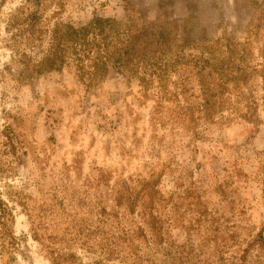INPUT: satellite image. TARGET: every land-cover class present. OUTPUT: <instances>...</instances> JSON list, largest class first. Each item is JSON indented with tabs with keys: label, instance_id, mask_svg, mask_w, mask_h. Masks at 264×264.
Returning <instances> with one entry per match:
<instances>
[{
	"label": "rangeland",
	"instance_id": "1",
	"mask_svg": "<svg viewBox=\"0 0 264 264\" xmlns=\"http://www.w3.org/2000/svg\"><path fill=\"white\" fill-rule=\"evenodd\" d=\"M256 1L47 0L42 16L49 28L79 25L95 15L121 18L128 6L144 20L174 22L191 39H242ZM23 2L0 0V198L13 215L0 264H55L52 250L77 256L62 264H264L261 79L245 90L255 102L251 120L228 110L196 124L165 109L154 120L153 100L115 70L90 90L72 66L24 81L21 53L39 59L48 38L33 44L14 35L9 18ZM9 131L15 151L5 145ZM153 172L162 173L164 196L192 183L208 210L199 222L189 223L190 212L184 225L164 220L158 244L139 208L123 211L111 196L117 181ZM131 233L132 247L123 242ZM109 246L122 253L105 254Z\"/></svg>",
	"mask_w": 264,
	"mask_h": 264
},
{
	"label": "trees",
	"instance_id": "2",
	"mask_svg": "<svg viewBox=\"0 0 264 264\" xmlns=\"http://www.w3.org/2000/svg\"><path fill=\"white\" fill-rule=\"evenodd\" d=\"M46 7L47 0H24L9 18V27L18 33L15 36L22 35L33 44L44 35L48 38V46L39 59L21 53L24 65L21 80L31 81L72 66L81 83L90 90L115 70L135 81L143 98L153 100L154 120L160 119L159 113L164 109L172 119L180 121L186 117L192 124L198 120L213 122L228 110L234 116L252 119L255 102H247L249 95L245 90L255 77L261 79L264 90V0L254 2V13L242 39L226 35L191 39L181 34L174 22L144 20L128 6L121 18L95 15L79 25L58 20L49 28L42 16ZM262 99L264 109V94ZM7 136L5 145L15 151L18 139L11 131ZM161 174L153 172L147 178L129 182L119 180L111 190L115 207H123L128 213L139 208V216L149 228L147 237L154 244L162 239L164 220L184 225L186 212L191 213L189 223L201 221L208 212L192 183L180 194L170 192L164 196L158 188ZM261 181L264 186V173ZM12 221L11 208L0 198L3 249H6L4 240L13 239L9 225ZM139 229L142 234V227ZM133 236L131 233L123 242L132 247ZM258 237L256 241L263 243L262 235ZM100 245L103 249V244ZM50 253L55 264L73 263L77 258L73 252ZM113 253L122 252L114 246L107 247L105 254Z\"/></svg>",
	"mask_w": 264,
	"mask_h": 264
}]
</instances>
